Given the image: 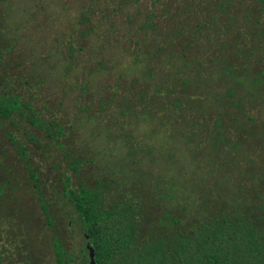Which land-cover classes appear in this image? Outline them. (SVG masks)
<instances>
[{
	"label": "rangeland",
	"instance_id": "rangeland-1",
	"mask_svg": "<svg viewBox=\"0 0 264 264\" xmlns=\"http://www.w3.org/2000/svg\"><path fill=\"white\" fill-rule=\"evenodd\" d=\"M152 1L0 0V93L15 94L28 104L9 118H0L3 264H53V237L80 260L86 240L65 195L66 187H97L107 207L132 196L139 202V213L154 216V221L163 218L162 210L180 218L185 198H200V181L187 191L176 188L175 194L171 192L175 197L167 195L172 181L179 184L181 172L192 180L205 171V167L197 168L200 157L195 143H187L191 129L184 130V139L181 125L142 111L152 98L136 101L127 90L132 82L137 98L142 86L145 93L156 85L158 73L180 72L185 66L177 58L178 49L172 48L157 63L145 60L147 46L156 47L161 40L141 28ZM154 11L156 23L170 28L174 12L162 14L161 3L155 4ZM208 38L202 29L197 43L202 45ZM203 55L207 60L213 50ZM184 59L193 63L189 57ZM199 69L196 93L204 95L202 114L211 115L210 83L202 78L209 70ZM227 87L233 86L220 80L218 95H225ZM176 98L167 95L166 102ZM246 100L242 104L259 119L254 134L245 130L246 119L242 128H236L232 120H227L226 127L244 138L248 158L254 153L261 159L264 140L254 136L261 132L264 115L258 114V103ZM240 137L231 135L233 141ZM248 171L254 175L256 169ZM252 178L247 175V183ZM261 208L255 215L264 225V203Z\"/></svg>",
	"mask_w": 264,
	"mask_h": 264
},
{
	"label": "trees",
	"instance_id": "trees-1",
	"mask_svg": "<svg viewBox=\"0 0 264 264\" xmlns=\"http://www.w3.org/2000/svg\"><path fill=\"white\" fill-rule=\"evenodd\" d=\"M152 2L153 8L141 28L144 32L151 31L153 36L159 35L161 40L156 47L147 46L145 60L157 63L160 55L167 56L172 49H178L177 58L185 66L180 72L158 73L160 80L156 85H150L145 93H141L145 89L142 86L144 89L137 92L140 93L137 98L132 82L127 90L130 99L136 101L144 103L146 98H152L142 111L149 117L181 125L184 139V130L191 129L193 133L188 134L187 143H195L200 157L197 168L205 167V171L192 180L181 172L177 177L179 184L172 181L167 195L175 197L176 188L187 191L200 181L201 196L197 200L185 198L180 218L168 209L171 214L162 210L163 218L154 221V216L151 219L139 213V202L132 196L107 207L102 190L97 187H66L65 195L73 207L75 221L88 236L83 237L84 241L94 248L96 264H264V225L255 215L263 211L264 197L257 193L264 195V157L259 159L251 152L248 158L244 138L230 131L231 126L226 127L227 120H232L236 128H242L246 119L245 130L254 134L253 126L259 119L257 122L249 114L242 104L244 99L258 103V114L264 115V0H182L177 5L174 0ZM159 3L162 14L174 12L176 18L171 20L170 28L162 29L153 19L154 6ZM163 24L167 25V20ZM202 29L209 38L201 45L197 40ZM211 50L213 55L204 60L203 54ZM183 57H189L193 63L185 62ZM196 68L209 70L202 78L210 83L207 87L211 91V115L202 114L205 101L203 94L196 93L199 80H195ZM147 74L153 77L151 70ZM220 80L233 86L226 88L225 95H218ZM167 95L177 98L167 103ZM197 96L200 98H194ZM24 106L28 104L19 101L15 94L0 93V118H9ZM263 129L264 123L254 140H264ZM234 134L240 138L233 141ZM254 167L256 172L252 175L248 170L254 171ZM247 175L253 176L249 183ZM31 176L34 177L32 173ZM44 211L50 220L45 206ZM52 243L53 264H88L85 248L78 261L58 238L53 237ZM0 264H3L1 252Z\"/></svg>",
	"mask_w": 264,
	"mask_h": 264
},
{
	"label": "water",
	"instance_id": "water-1",
	"mask_svg": "<svg viewBox=\"0 0 264 264\" xmlns=\"http://www.w3.org/2000/svg\"><path fill=\"white\" fill-rule=\"evenodd\" d=\"M84 237L85 239L88 238V236L85 234ZM85 249L87 250L88 264H96L94 248L88 241H86L85 243Z\"/></svg>",
	"mask_w": 264,
	"mask_h": 264
},
{
	"label": "clouds",
	"instance_id": "clouds-1",
	"mask_svg": "<svg viewBox=\"0 0 264 264\" xmlns=\"http://www.w3.org/2000/svg\"><path fill=\"white\" fill-rule=\"evenodd\" d=\"M86 253H87V250H86ZM88 257V256H87Z\"/></svg>",
	"mask_w": 264,
	"mask_h": 264
}]
</instances>
